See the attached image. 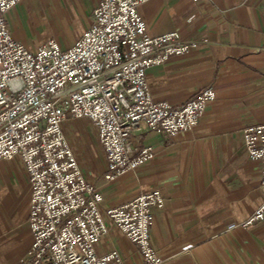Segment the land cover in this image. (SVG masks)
Segmentation results:
<instances>
[{"label":"crops","instance_id":"obj_1","mask_svg":"<svg viewBox=\"0 0 264 264\" xmlns=\"http://www.w3.org/2000/svg\"><path fill=\"white\" fill-rule=\"evenodd\" d=\"M101 0H20L6 13L14 38L36 50L49 39L72 46L94 21ZM149 35L178 30L191 49L147 70L153 97L175 107L213 88L193 129L171 137L140 128L132 156L150 145L155 156L107 178L108 159L97 126L69 116L63 130L87 179L102 193L101 209L159 188L151 241L163 264H264V220L229 228L264 199L262 167L252 159L243 130L264 122V0H146L138 6ZM16 80L15 83H18ZM29 173L21 157L0 159V264H24L33 243L28 213ZM98 251L119 250L127 264L142 260L139 245L107 216Z\"/></svg>","mask_w":264,"mask_h":264},{"label":"built area","instance_id":"obj_2","mask_svg":"<svg viewBox=\"0 0 264 264\" xmlns=\"http://www.w3.org/2000/svg\"><path fill=\"white\" fill-rule=\"evenodd\" d=\"M19 1L0 0V159L19 156L29 173L33 243L24 264H127L115 247L98 251L109 232L107 216L139 245L138 264H163L151 241L154 209L165 204L162 191H142L105 214L102 193L85 176L63 123L86 117L97 126L109 179L146 163L154 149L147 145L132 156L134 131L145 127L174 137L195 128L216 97L209 87L175 107L150 90L148 68L187 53L193 41L178 30L149 35L138 10L146 0H101L93 25L72 46L64 49L52 38L31 50L13 37L6 19ZM243 140L261 164L264 191V122L246 126ZM262 220L264 199L228 227Z\"/></svg>","mask_w":264,"mask_h":264}]
</instances>
